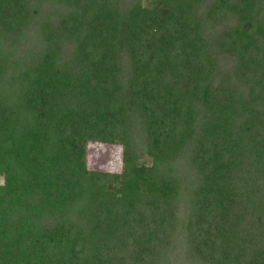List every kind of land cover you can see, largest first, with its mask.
I'll use <instances>...</instances> for the list:
<instances>
[{
  "label": "trees",
  "instance_id": "1",
  "mask_svg": "<svg viewBox=\"0 0 264 264\" xmlns=\"http://www.w3.org/2000/svg\"><path fill=\"white\" fill-rule=\"evenodd\" d=\"M0 264H264V0H0Z\"/></svg>",
  "mask_w": 264,
  "mask_h": 264
},
{
  "label": "rangeland",
  "instance_id": "2",
  "mask_svg": "<svg viewBox=\"0 0 264 264\" xmlns=\"http://www.w3.org/2000/svg\"><path fill=\"white\" fill-rule=\"evenodd\" d=\"M85 164L88 169L117 172L120 168V147L96 142L86 144Z\"/></svg>",
  "mask_w": 264,
  "mask_h": 264
}]
</instances>
